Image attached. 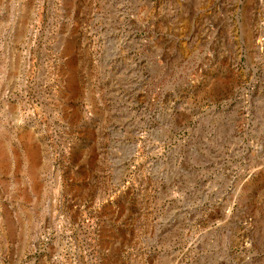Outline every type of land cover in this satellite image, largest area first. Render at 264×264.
Instances as JSON below:
<instances>
[{"label":"rangeland","instance_id":"374dc122","mask_svg":"<svg viewBox=\"0 0 264 264\" xmlns=\"http://www.w3.org/2000/svg\"><path fill=\"white\" fill-rule=\"evenodd\" d=\"M261 34L264 0H0V264H264Z\"/></svg>","mask_w":264,"mask_h":264},{"label":"bare ground","instance_id":"6f19581e","mask_svg":"<svg viewBox=\"0 0 264 264\" xmlns=\"http://www.w3.org/2000/svg\"><path fill=\"white\" fill-rule=\"evenodd\" d=\"M264 34H261V35H259V37L257 38L258 40H257V43H256V45L258 44V48H260L261 46H262V43H263V41H264V39L261 37V36H263Z\"/></svg>","mask_w":264,"mask_h":264}]
</instances>
